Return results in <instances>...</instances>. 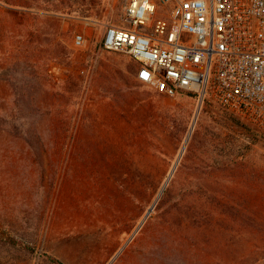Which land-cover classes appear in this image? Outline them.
<instances>
[{
  "label": "rangeland",
  "instance_id": "obj_1",
  "mask_svg": "<svg viewBox=\"0 0 264 264\" xmlns=\"http://www.w3.org/2000/svg\"><path fill=\"white\" fill-rule=\"evenodd\" d=\"M124 3L0 0V264H197L199 247L264 245V133L156 92L100 46Z\"/></svg>",
  "mask_w": 264,
  "mask_h": 264
},
{
  "label": "built area",
  "instance_id": "obj_2",
  "mask_svg": "<svg viewBox=\"0 0 264 264\" xmlns=\"http://www.w3.org/2000/svg\"><path fill=\"white\" fill-rule=\"evenodd\" d=\"M124 22L108 24L100 46L136 61L139 82L192 92L264 133V0H125ZM88 40L75 29L71 47Z\"/></svg>",
  "mask_w": 264,
  "mask_h": 264
},
{
  "label": "trees",
  "instance_id": "obj_3",
  "mask_svg": "<svg viewBox=\"0 0 264 264\" xmlns=\"http://www.w3.org/2000/svg\"><path fill=\"white\" fill-rule=\"evenodd\" d=\"M189 93L192 94V92ZM62 123L64 124L65 121ZM24 139L27 144H30L27 138ZM65 139V134L55 131V135L49 140L52 146H61L65 143ZM39 145L45 150L48 142L42 139ZM256 234L264 239V231L256 232ZM259 254L264 256V245L247 246L239 250L234 247H199L197 248V264H252Z\"/></svg>",
  "mask_w": 264,
  "mask_h": 264
},
{
  "label": "water",
  "instance_id": "obj_4",
  "mask_svg": "<svg viewBox=\"0 0 264 264\" xmlns=\"http://www.w3.org/2000/svg\"><path fill=\"white\" fill-rule=\"evenodd\" d=\"M151 210V208H149V210L148 211H150Z\"/></svg>",
  "mask_w": 264,
  "mask_h": 264
}]
</instances>
